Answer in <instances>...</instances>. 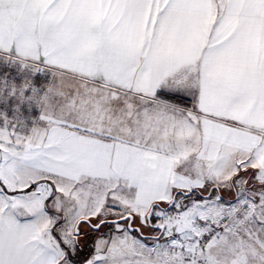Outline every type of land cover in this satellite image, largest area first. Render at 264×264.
<instances>
[{
  "label": "snow or ice",
  "instance_id": "obj_1",
  "mask_svg": "<svg viewBox=\"0 0 264 264\" xmlns=\"http://www.w3.org/2000/svg\"><path fill=\"white\" fill-rule=\"evenodd\" d=\"M0 264H264V0H0Z\"/></svg>",
  "mask_w": 264,
  "mask_h": 264
}]
</instances>
